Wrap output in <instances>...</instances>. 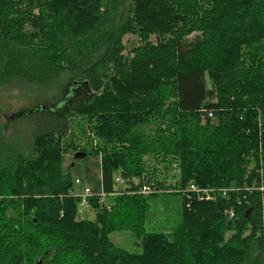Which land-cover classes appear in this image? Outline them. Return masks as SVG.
I'll use <instances>...</instances> for the list:
<instances>
[{
    "label": "trees",
    "instance_id": "16d2710c",
    "mask_svg": "<svg viewBox=\"0 0 264 264\" xmlns=\"http://www.w3.org/2000/svg\"><path fill=\"white\" fill-rule=\"evenodd\" d=\"M62 76L80 95L66 118L27 155L0 146V264H264V0H0V83ZM70 152L100 155L98 192L64 169ZM190 181L227 191L199 200ZM83 187L93 219L77 218ZM159 194L180 197V221L148 232Z\"/></svg>",
    "mask_w": 264,
    "mask_h": 264
},
{
    "label": "rangeland",
    "instance_id": "374dc122",
    "mask_svg": "<svg viewBox=\"0 0 264 264\" xmlns=\"http://www.w3.org/2000/svg\"><path fill=\"white\" fill-rule=\"evenodd\" d=\"M124 14H126L125 8L123 9V19L125 18ZM194 36L195 33H192L189 35V39ZM150 39L153 42L155 41L154 36H150ZM122 42L126 48L124 53H126V51L137 45L138 38L136 35L126 34ZM65 78V76L61 77L53 91H46L38 85L32 86L28 82L25 83L23 81L12 80L0 83V146L2 149H9L13 152L27 155L33 135L36 132L50 128V125L54 124V122L66 118L67 113H64V111L67 110L62 107L68 100L72 103L77 97L80 98V95L78 93L74 94V83L69 84ZM77 120V117L70 116L68 118V130L78 131ZM71 121H73L72 125L69 123ZM83 128L85 133H93L87 124H84ZM77 142L84 147H88V142L95 146L98 143L96 138L89 141L84 137H79ZM99 158L100 155H85L83 158H75L73 153L70 152L63 157V167L65 170H69L73 178L78 177L92 191L98 192L101 183ZM190 183H193V181L188 182L186 186H189ZM74 185V189H77L75 182ZM181 189H185V187ZM259 189L263 190L264 187ZM206 190H208V194L201 200L213 201L219 194L223 195L221 193L222 188L209 187ZM149 192L150 190H146L143 193L148 194ZM112 201L113 199L110 198L104 206L109 209ZM180 204L181 199L178 195L159 194L152 196L150 198V211L145 222L146 231H171L180 221ZM82 207L79 206L78 202L77 211L79 216L77 218L93 219L97 210L89 205L86 208ZM229 235V233H226L225 236ZM110 238L117 246L130 252L140 250L139 240H136L129 232H113L110 234Z\"/></svg>",
    "mask_w": 264,
    "mask_h": 264
},
{
    "label": "built area",
    "instance_id": "2783aa9c",
    "mask_svg": "<svg viewBox=\"0 0 264 264\" xmlns=\"http://www.w3.org/2000/svg\"><path fill=\"white\" fill-rule=\"evenodd\" d=\"M209 116H211V113L208 114ZM115 181L119 184H121L123 181L119 178L116 177ZM76 186H78L80 184L79 179H75L74 180ZM207 188H203V189H199L196 185H194L193 183H190L189 186H187L185 190V192H193L195 194H197L199 200H201L205 195L208 194V190H206ZM146 190H149L147 187L143 186L142 187V192H145ZM227 190H222L221 193L223 195H225ZM116 194V193H114ZM91 195L90 189L88 187H83L80 191H79V206H83L82 208H86L88 207L89 203H88V198ZM101 198H100V202L103 204H107L106 199H104V197L106 196L105 194L101 193L100 194ZM188 205V204H187ZM228 214L230 216H232V212H228Z\"/></svg>",
    "mask_w": 264,
    "mask_h": 264
},
{
    "label": "water",
    "instance_id": "95a60500",
    "mask_svg": "<svg viewBox=\"0 0 264 264\" xmlns=\"http://www.w3.org/2000/svg\"><path fill=\"white\" fill-rule=\"evenodd\" d=\"M84 156H85V153H75V154H74V157H75V158H83ZM39 261H40V259L37 258V260H36V264H40Z\"/></svg>",
    "mask_w": 264,
    "mask_h": 264
},
{
    "label": "crops",
    "instance_id": "0c3cea01",
    "mask_svg": "<svg viewBox=\"0 0 264 264\" xmlns=\"http://www.w3.org/2000/svg\"><path fill=\"white\" fill-rule=\"evenodd\" d=\"M101 177V176H100Z\"/></svg>",
    "mask_w": 264,
    "mask_h": 264
}]
</instances>
